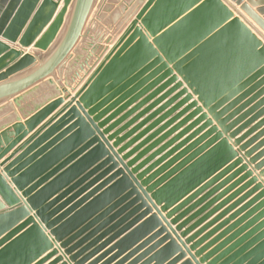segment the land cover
I'll return each instance as SVG.
<instances>
[{"label":"water","instance_id":"95a60500","mask_svg":"<svg viewBox=\"0 0 264 264\" xmlns=\"http://www.w3.org/2000/svg\"><path fill=\"white\" fill-rule=\"evenodd\" d=\"M96 1L0 0V105L56 91L0 129V264H264V0H137L56 88Z\"/></svg>","mask_w":264,"mask_h":264},{"label":"rangeland","instance_id":"374dc122","mask_svg":"<svg viewBox=\"0 0 264 264\" xmlns=\"http://www.w3.org/2000/svg\"><path fill=\"white\" fill-rule=\"evenodd\" d=\"M137 7V0H97L89 18V28L93 25V21L98 22L99 25L94 26V29L88 28V36L85 39L81 40L78 44L79 53L83 54V56H88V53H91L92 51L91 45L101 44L102 40H104L105 33H107L105 32L106 27L108 28L107 30L111 31L112 35L110 36V38H113L112 41L114 40V38H117L122 30L133 19ZM97 19L99 21H97ZM101 45H103V43ZM94 54L97 55L98 51H95ZM69 72L70 73L66 77V79L68 80H70V78L72 77L73 71L71 70ZM64 74L65 72L63 71L61 72V74H55L57 80L61 77V84L60 86L59 84H57L56 88L64 86V82L62 80L63 78H65Z\"/></svg>","mask_w":264,"mask_h":264},{"label":"crops","instance_id":"0c3cea01","mask_svg":"<svg viewBox=\"0 0 264 264\" xmlns=\"http://www.w3.org/2000/svg\"><path fill=\"white\" fill-rule=\"evenodd\" d=\"M62 4H59V8H61ZM97 21H99L97 19ZM99 23L95 21L93 26H98ZM110 26V25H109ZM107 28V27H106ZM108 29V28H107ZM105 37H108V35L106 34ZM90 45V44H89ZM104 47H107L106 44L103 45ZM15 49H20L18 48V45H16ZM30 51V50H27ZM101 53V51H98L99 55ZM102 55V54H101ZM87 56V55H86ZM86 56H83V54L79 53V51L77 52V55L75 56V59L78 58V63H75V61H72V63H70V65H67V68L65 71V78H63V82L65 81L66 77L68 76V74L70 73L69 71H73L72 72V76L74 75V73L78 70V67L80 64H82L84 62V60L87 58ZM74 59V60H75ZM9 60H6L5 62H8ZM74 69V70H73ZM81 76L83 75L82 73L80 74ZM61 78V77H60ZM71 79V78H70ZM79 80H76V83ZM61 82V81H60ZM61 83H59L60 86ZM56 93L55 88H52L50 86H45L43 87L41 90L37 91L36 93L30 95L29 97H27L22 103H20V109H22L24 111V113L30 112L34 109V107L36 105L42 104L44 102H46L52 95H54ZM159 107V106H158ZM20 109L15 106L12 101H10L9 103H3L0 105V129L3 126L9 125L10 123H14L17 119V117L21 118L23 120V114L19 113ZM146 117V116H145ZM144 119V118H142ZM141 119V120H142ZM183 118H181L180 120H178L175 124L171 125L169 128H167L165 130V132L169 131L172 127H174L177 123H179V121H181ZM140 120V121H141ZM163 125V124H162ZM187 127L184 126L182 128H180L179 130H176L166 141L170 140L171 138L176 137L177 135H179L181 133V131H183L185 128ZM196 129V128H195ZM195 129L191 130L190 132H188L187 134H185L184 136H182L179 140H177V142L173 145L174 147L177 146L178 144H180L181 142H183L185 139H187L194 131ZM200 137V136H198ZM197 137V138H198ZM197 138H194L193 140H191L189 143L195 141ZM165 143V142H164ZM188 145V144H187ZM172 146V147H173ZM184 148H181L180 150H178L177 153H179L180 151H182ZM227 177V176H226ZM240 177V176H239ZM238 178H235L232 182H230L229 184H227L223 189H226L227 187H229L232 183H234L235 181H237ZM243 184H240L239 186H237L236 188H234L231 192H229L227 194V197H229L231 194H233L234 192H236ZM222 191V190H221ZM245 193L247 192H243L241 193L235 200H233L232 203H234L236 200H238L239 198H241ZM215 217V215L213 216ZM213 217H211L208 221H210L211 219H213ZM192 234V233H191ZM190 234V235H191ZM51 260H49L47 263H49ZM46 263V264H47Z\"/></svg>","mask_w":264,"mask_h":264},{"label":"bare ground","instance_id":"6f19581e","mask_svg":"<svg viewBox=\"0 0 264 264\" xmlns=\"http://www.w3.org/2000/svg\"><path fill=\"white\" fill-rule=\"evenodd\" d=\"M89 24H90V20H89V22H88ZM94 23H95V21H93V25H94ZM89 24H87V26H86V28H89ZM91 26L89 29H91V28H93L94 29V26ZM104 29V28H103ZM106 30H105V32H107V33H105V35L107 34L108 35V37H105V35H104V40H102V42H101V44L103 43V45L104 44H106V46L107 47H104L103 45H101V44H98V45H96V49H97V51H101V53L98 55V56H96V55H94V56H92L91 58H90V60L88 61V67H85L84 68V71L86 72V73H88V71H89V68L90 67H93V65L96 63V58H98L99 56H101V54H104V52H105V49H107V48H109L110 47V44L116 39V38H114V40L111 42H109V43H107L108 42V40L110 39V40H112L113 38H110V36L112 35L111 34V31H109V30H107V28H105ZM89 33V32H88ZM79 51V50H78ZM74 56V55H73ZM74 59H75V57H74ZM76 60V59H75ZM75 60H73V61H75ZM83 74V73H82ZM84 75L85 74H83L82 76L80 75V77L81 78H83L84 77ZM80 78V79H81Z\"/></svg>","mask_w":264,"mask_h":264}]
</instances>
